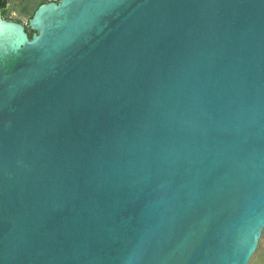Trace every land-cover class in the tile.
Here are the masks:
<instances>
[{"label": "water", "instance_id": "water-1", "mask_svg": "<svg viewBox=\"0 0 264 264\" xmlns=\"http://www.w3.org/2000/svg\"><path fill=\"white\" fill-rule=\"evenodd\" d=\"M0 15V264H250L264 230V0H58Z\"/></svg>", "mask_w": 264, "mask_h": 264}, {"label": "rangeland", "instance_id": "rangeland-1", "mask_svg": "<svg viewBox=\"0 0 264 264\" xmlns=\"http://www.w3.org/2000/svg\"><path fill=\"white\" fill-rule=\"evenodd\" d=\"M51 1L58 0H8L6 13L4 15L0 13L1 18L10 22L21 23L27 28L29 27L27 25L28 19L35 15L42 4ZM250 264H264V230Z\"/></svg>", "mask_w": 264, "mask_h": 264}, {"label": "trees", "instance_id": "trees-1", "mask_svg": "<svg viewBox=\"0 0 264 264\" xmlns=\"http://www.w3.org/2000/svg\"><path fill=\"white\" fill-rule=\"evenodd\" d=\"M7 3H8V0H0V10L3 15L6 13ZM26 31L31 38L33 36V31H31L30 27H27Z\"/></svg>", "mask_w": 264, "mask_h": 264}, {"label": "flooded vegetation", "instance_id": "flooded-vegetation-1", "mask_svg": "<svg viewBox=\"0 0 264 264\" xmlns=\"http://www.w3.org/2000/svg\"><path fill=\"white\" fill-rule=\"evenodd\" d=\"M0 13H1V10H0ZM1 15V14H0Z\"/></svg>", "mask_w": 264, "mask_h": 264}]
</instances>
